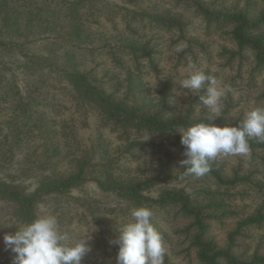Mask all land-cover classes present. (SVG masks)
<instances>
[{"label": "rangeland", "instance_id": "obj_1", "mask_svg": "<svg viewBox=\"0 0 264 264\" xmlns=\"http://www.w3.org/2000/svg\"><path fill=\"white\" fill-rule=\"evenodd\" d=\"M65 1L56 0L59 2L56 8L60 13L57 23H61V11H64L62 4ZM153 1L156 0L92 1L90 5L93 9L85 7L81 11L82 35L75 43L69 41L71 32L66 21L62 28L56 25L57 31H48L49 27H46L23 30L24 33H20L22 27L17 32L16 26L5 27V23L0 20V42L4 43L0 49V178L6 173L17 176L19 171H22L24 178L34 176L48 163L56 164L58 171L67 172L74 158L88 157L87 174L90 178L130 175L131 178L147 180L153 176L156 179V185L151 184L150 194L153 195L157 190L155 188L162 183L159 177L163 173L162 165L170 184L184 186L189 191L203 187L200 181L203 178L179 174L183 168L180 161L185 158V149L180 142L174 144L175 142L167 140L162 147L151 146L143 150L136 147L127 151L130 148L129 140L120 138L119 133L112 130L110 125L102 124L90 105L80 103L62 71L47 66L51 64L65 70L88 72L89 81L106 94L113 92L112 96L116 100L129 99L125 95L126 76L128 71H132L138 77L134 80V85L141 87L144 95L152 102L164 90V85H168L171 102L177 111L185 106L188 96L194 94L187 89H180L179 82L187 77L190 66L195 64L197 68L215 77L219 84L231 87L232 91L223 104L228 102L233 115L242 112L244 116L254 107V95L264 87V72L251 73V59L243 63L239 70L237 60L226 63L227 56L219 54V51L222 47L233 49L234 44L215 33L207 35L197 16L191 17L194 25L192 34L207 42V51L198 53L196 49V59L185 52L181 60L177 61V57L175 60L177 50L183 45L170 48L167 41L171 36L149 28L148 22L140 18H135L132 22L140 39H149L154 48L161 52L154 55L153 68L143 58L137 69L129 56L119 55L117 52L115 58L112 56L113 52L107 53L101 47L104 41L97 35L100 30L105 29L108 35L114 26L118 32L125 30V18L130 19L132 16L125 14V10L145 8ZM238 1L243 3V0ZM226 2L233 3L236 0ZM103 8L110 11L111 17ZM21 18L25 20L26 16ZM88 33L90 38L85 43L82 40L84 34ZM32 56L40 59L41 69L29 63ZM138 102L139 100L130 101ZM254 105L257 108L258 105ZM199 106L204 105L197 103L196 107ZM260 106H264V103ZM146 136L142 135L144 138ZM251 157V154L220 156L216 161L229 174L235 169L241 174L252 172L255 180L262 185L264 164L252 161ZM18 178L16 180H20L19 182L33 187L32 177ZM223 192L234 194L226 199V203L241 215L259 205L264 198V186L247 185L244 182L227 187ZM126 205L123 199L114 193L101 191L93 180H89L64 193L43 195L36 204L35 211L38 216L55 215L60 229L68 232L73 242L82 238L86 241L91 250L83 257L82 264H117L118 251L113 243L114 232L117 227H123L131 220ZM14 209L0 200V264H14V253L4 245L3 236L24 227L21 220L12 217L15 215ZM157 217L163 218L161 212ZM231 225L226 230L216 228L215 225L212 232L217 233L218 239L223 241ZM260 238L264 240V229L252 231L248 240L254 244ZM185 245V242L175 236L172 238L169 244L172 249L170 252L168 250L172 264H195L192 259H184L181 250ZM190 254L194 258L193 250Z\"/></svg>", "mask_w": 264, "mask_h": 264}, {"label": "trees", "instance_id": "obj_2", "mask_svg": "<svg viewBox=\"0 0 264 264\" xmlns=\"http://www.w3.org/2000/svg\"><path fill=\"white\" fill-rule=\"evenodd\" d=\"M92 1L94 0H66L62 4L64 11H61V23H57L60 13L56 8L59 3L56 0H0V20L5 23V27L16 26L18 30L13 29L17 32L22 27L20 33H24L23 30L46 27H49L48 31H57L56 25L62 28L68 23L71 32L69 41L75 43L82 35L81 11L85 7L93 9L90 5ZM149 4L141 9L125 10V14L132 15L130 19L125 18V30L118 32L114 25L109 35L105 29L100 30L97 35L104 41L101 47L106 49L107 53L113 52L112 56L115 58L117 52L119 55L129 56L137 69L140 68L143 58L148 60L149 66L154 67L153 57L160 50H156L149 39H140L137 28L132 25L133 19L140 18L148 22L149 28L169 34L171 37L167 45L170 48L183 45L181 50L176 52L175 60L176 57L177 61L181 60L185 52L192 59H196V49L198 53L207 51V42L192 34L194 25L191 17L197 16L207 35L215 33L221 39L234 44L233 49L222 47L219 51V54L227 56L226 63L237 60L239 70L243 63L251 59L250 72H264V0H243L242 4L238 0L233 3H227L226 0H156ZM103 9L111 17L110 11ZM25 16L26 19L23 20L21 17ZM89 35L90 33L84 34L82 41L87 43ZM2 45L4 43L0 42V49ZM32 58L29 63L41 69L40 59L33 56ZM47 66L62 71L80 103L90 105L102 124L110 125L112 130L119 133L120 138L129 140L130 148L127 151L136 147L139 150L151 146L162 147L167 140L175 142L174 144L179 143L180 132L193 124L208 122L213 118V114L205 106L196 107L197 103L202 104L199 96L205 94L203 91L189 95L185 106L176 111L171 102L168 85H164V90H161L159 97L152 102L144 95L141 87L134 85L133 82L138 77L132 71H128L126 76L125 95L129 99L116 100L112 96L113 92L106 94L93 85L89 81L88 72L65 70L51 64ZM117 87L118 85L115 88ZM138 100V104L130 103ZM263 103L264 87L254 95L253 108H256L254 104L264 108L260 106ZM241 113L233 115L231 106L225 101L223 113L209 122L219 126L239 125L245 118ZM143 134L147 135L146 138L142 137ZM249 143L251 160L264 164V142L253 138ZM55 165L48 163L34 176H25L32 177L33 187L16 180L18 177L25 179L22 171H19L17 176L6 173L0 178V200L7 202L12 209L15 208V215L12 217L21 220L24 226L38 217L35 207L43 195L64 193L93 180L101 191L114 193L123 199L127 203L126 209L129 213L132 208L140 206L152 210L151 223L160 232L166 248L164 264H172L169 259L172 247L169 244L174 236L186 243L181 250L184 259H192L195 264H264V240L260 238L254 244L248 240L252 231L264 229V198L259 205L241 215L226 203V199L234 194L223 192V189L243 182L247 185L264 186L255 180L252 172L241 174L235 169L229 174L215 160L211 164V171L200 177L203 178L200 180L203 187L189 191L184 186L170 184L162 165L163 173L159 175L162 183L158 184L153 195L150 194L151 184L156 183L153 176L147 180L131 178L130 175L90 178L87 174L88 157L74 158L67 172L56 170ZM179 174L196 178L187 174L184 167ZM160 212L163 218L158 219L157 214ZM230 224L232 225L226 232L225 239L220 241L217 233L212 232L214 226L226 230ZM121 228V225L116 228L114 240ZM115 250L118 251L116 244ZM192 250L195 253L194 258L190 254Z\"/></svg>", "mask_w": 264, "mask_h": 264}, {"label": "clouds", "instance_id": "obj_3", "mask_svg": "<svg viewBox=\"0 0 264 264\" xmlns=\"http://www.w3.org/2000/svg\"><path fill=\"white\" fill-rule=\"evenodd\" d=\"M178 49L177 51H180ZM187 77L179 82L180 89L200 95L202 104L213 114L214 120L223 113V101L232 91L221 85L212 75L195 64ZM201 122L187 127L181 133L184 159L181 167L189 175L202 177L211 171V164L220 156H250L249 141L264 142V108H253L239 125L219 126ZM131 220L117 234L113 243L118 245L117 264H164L166 248L160 232L151 223L153 212L140 206L130 210ZM4 245L14 253V264H82L91 250L82 238L72 237L59 227L55 215L36 217L32 222L3 236Z\"/></svg>", "mask_w": 264, "mask_h": 264}]
</instances>
